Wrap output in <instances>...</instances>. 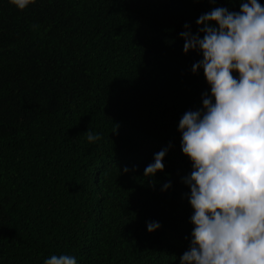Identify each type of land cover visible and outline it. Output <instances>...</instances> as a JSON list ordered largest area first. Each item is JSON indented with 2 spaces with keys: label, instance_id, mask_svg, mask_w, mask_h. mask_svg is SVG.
<instances>
[{
  "label": "trees",
  "instance_id": "obj_1",
  "mask_svg": "<svg viewBox=\"0 0 264 264\" xmlns=\"http://www.w3.org/2000/svg\"><path fill=\"white\" fill-rule=\"evenodd\" d=\"M247 2L0 0V264H180L194 209L179 122L211 95L180 33Z\"/></svg>",
  "mask_w": 264,
  "mask_h": 264
},
{
  "label": "clouds",
  "instance_id": "obj_2",
  "mask_svg": "<svg viewBox=\"0 0 264 264\" xmlns=\"http://www.w3.org/2000/svg\"><path fill=\"white\" fill-rule=\"evenodd\" d=\"M34 2L10 0L19 10ZM196 24L197 34L180 36L185 54H202L192 72L203 69L211 95L204 93L202 108L185 112L179 122L181 150L193 167L184 183L194 209L190 249L180 264H264V6L248 0L239 12L217 7ZM99 139L88 132L89 143ZM167 152L154 155L145 177L163 171ZM159 227L147 225L149 232ZM45 264L77 261L52 255Z\"/></svg>",
  "mask_w": 264,
  "mask_h": 264
}]
</instances>
